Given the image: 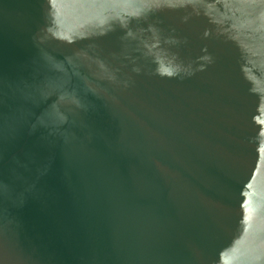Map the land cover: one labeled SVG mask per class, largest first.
Returning <instances> with one entry per match:
<instances>
[{"label": "water", "instance_id": "95a60500", "mask_svg": "<svg viewBox=\"0 0 264 264\" xmlns=\"http://www.w3.org/2000/svg\"><path fill=\"white\" fill-rule=\"evenodd\" d=\"M0 264H264V0H0Z\"/></svg>", "mask_w": 264, "mask_h": 264}]
</instances>
